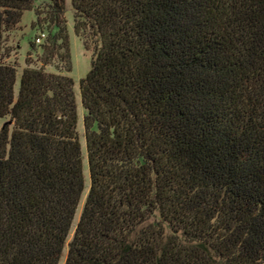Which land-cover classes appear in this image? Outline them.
Wrapping results in <instances>:
<instances>
[{
    "label": "trees",
    "instance_id": "obj_1",
    "mask_svg": "<svg viewBox=\"0 0 264 264\" xmlns=\"http://www.w3.org/2000/svg\"><path fill=\"white\" fill-rule=\"evenodd\" d=\"M36 1L0 0V264H264V0H70L69 240L68 5Z\"/></svg>",
    "mask_w": 264,
    "mask_h": 264
},
{
    "label": "rangeland",
    "instance_id": "obj_2",
    "mask_svg": "<svg viewBox=\"0 0 264 264\" xmlns=\"http://www.w3.org/2000/svg\"><path fill=\"white\" fill-rule=\"evenodd\" d=\"M68 9L66 10L65 16L67 19V27L69 33V40H70V54H71V62H72V69L70 71V75L74 80V88L76 93V103H77V112H78V122H77V131L79 135V140L82 147L83 152V173L85 179V188L78 204L74 220L72 223V227L68 236V240L71 238L74 227L78 220L83 201L88 189L89 185V173H88V165L85 153V137L83 132V114L85 112L84 108L81 105L80 95H79V83L80 79L83 78L90 68V54L85 49L83 41L76 36L73 29V18L71 13V5L70 0H66ZM34 7L39 9L40 11L45 10V5L42 0H37L34 3ZM44 13L40 14V17L43 18ZM36 13L34 9L25 10L21 17L20 23L16 26L15 29L10 30L5 33L4 38V54H5V61L13 64L16 66V81L14 85L15 94L18 92L19 88V79L22 72V69L25 67V57L28 51H30V42L34 41L35 37L43 31L46 34L45 26H39L36 24ZM43 27V28H41ZM37 54H39V50L36 52H32L31 57L33 59L36 58ZM47 69L50 71L54 70L52 65H48ZM5 121V118L0 120V126ZM67 249H64V253L62 259L58 264H63Z\"/></svg>",
    "mask_w": 264,
    "mask_h": 264
},
{
    "label": "built area",
    "instance_id": "obj_3",
    "mask_svg": "<svg viewBox=\"0 0 264 264\" xmlns=\"http://www.w3.org/2000/svg\"><path fill=\"white\" fill-rule=\"evenodd\" d=\"M44 35H45L44 33H41V34H40V37H37L35 41H36L37 43H40V42L42 41V38L44 37Z\"/></svg>",
    "mask_w": 264,
    "mask_h": 264
}]
</instances>
